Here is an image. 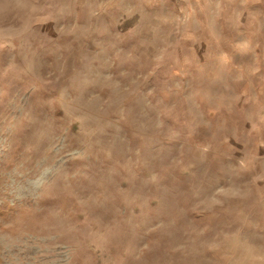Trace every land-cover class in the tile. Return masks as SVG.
Returning <instances> with one entry per match:
<instances>
[{"label": "rangeland", "instance_id": "374dc122", "mask_svg": "<svg viewBox=\"0 0 264 264\" xmlns=\"http://www.w3.org/2000/svg\"><path fill=\"white\" fill-rule=\"evenodd\" d=\"M0 264H264V0H0Z\"/></svg>", "mask_w": 264, "mask_h": 264}]
</instances>
